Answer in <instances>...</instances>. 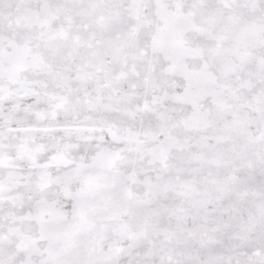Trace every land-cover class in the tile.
<instances>
[{
	"label": "snow or ice",
	"instance_id": "obj_1",
	"mask_svg": "<svg viewBox=\"0 0 264 264\" xmlns=\"http://www.w3.org/2000/svg\"><path fill=\"white\" fill-rule=\"evenodd\" d=\"M0 264H264V0H0Z\"/></svg>",
	"mask_w": 264,
	"mask_h": 264
}]
</instances>
